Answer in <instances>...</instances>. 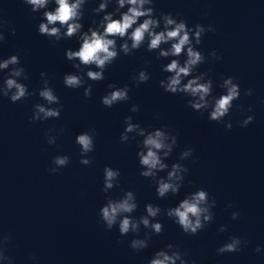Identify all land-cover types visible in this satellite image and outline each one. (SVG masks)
Instances as JSON below:
<instances>
[{"label": "clouds", "instance_id": "9594fccd", "mask_svg": "<svg viewBox=\"0 0 264 264\" xmlns=\"http://www.w3.org/2000/svg\"><path fill=\"white\" fill-rule=\"evenodd\" d=\"M88 0H23V3L30 7L32 13L42 12V19L38 25V33L54 39L56 42L62 39L77 37L80 43L78 50L66 49L65 57L73 63L72 67L76 73H66L63 83L67 88H84L86 98L92 95V86L85 87L86 81L81 73L84 69L89 70L84 73L88 80L97 82L102 81L104 72L120 55H130L138 51L142 46H147V51L156 52L157 59H172L163 65L162 71L168 73L164 79L159 81V85L165 92L170 94H183L189 97L187 105L196 112L208 111V119L221 123L230 114L234 102L240 98L241 90L238 83L234 82L233 77L223 78L220 87L224 93L218 97L212 95L213 81L206 79L207 73L202 72L194 75L195 70L203 63L206 57L199 51L196 45L202 42V38L208 32H215L212 24L205 27L196 24L189 27L185 20L175 18L171 13H161L156 15L154 0H115V10L107 11L108 5L113 0H101L98 7L93 9L97 15L104 13L99 22L93 21L96 27H89L87 31H82L83 24L80 22L84 18V7ZM50 3L56 6L48 10ZM126 9V10H124ZM124 10V11H122ZM8 21L0 18V28L7 25ZM11 35H15V28H11ZM6 40L3 30H0V43ZM118 41H121L118 45ZM167 45V47H162ZM185 59L181 62V56ZM213 58L220 60L215 50L209 53ZM95 66L98 70H91ZM7 70V76L0 83V96L7 97L12 103L25 100L33 95L35 91H29L26 84L21 80L27 79L25 69L20 65L18 55H11L6 59L0 60V71ZM40 77L43 87L38 95L46 104L37 103L34 105L30 122L46 121L48 119H58L61 115L63 106L60 104L59 97L54 89L49 86V78L46 72H41ZM137 84L146 83L150 75L146 70H141L132 77ZM108 87L112 91L101 98V103L111 108L117 103L128 101L129 88L124 86L118 88L113 84ZM245 96L252 95V89L244 92ZM56 105V107H52ZM139 106L133 104L130 111L135 113ZM240 110L243 111L242 106ZM248 111H252L249 106ZM254 121V116L249 115L241 121L242 127H247ZM126 127L121 133L122 143L130 142L136 137H142L138 145L137 157L142 168L140 175L151 178L157 185L156 192L159 198H164L168 194L177 195L183 185L184 177L189 169L181 163L193 156V149L186 148L181 152L180 158L169 165L165 162L177 146V136L171 134V129L166 125L149 131L141 127L138 123H133L131 116L125 118ZM226 130H231L232 123L225 124ZM55 131L49 129L46 132V142L49 145L55 144L57 137L50 133ZM62 131V130H61ZM129 134H134L130 136ZM97 135L95 128H90L76 136V143L80 146L82 165H90L92 159L89 153L95 150L94 138ZM70 163L67 155H57L52 159V166L47 169L49 173H56L61 168ZM167 170L166 177H159L158 173ZM121 173L119 169L106 166L104 168L102 191L108 193L119 184ZM138 204L134 192L127 191L119 199L107 198V202L100 208L99 216L108 230L118 226L120 236H127L129 233L138 234L141 225L149 232H145L144 238L132 239L129 247L134 251H142L148 247V242L152 234H160L163 225L160 222H152L161 213V208L153 204L145 205L146 215L139 219L131 214L137 209ZM216 207V201L211 198L209 193L201 188L188 194L177 206L168 208L166 216L173 219L185 234L196 235L214 218L212 209ZM231 207V205H228ZM239 212L231 214L232 220L238 219ZM227 225L219 227L220 232H226ZM9 237L0 235V261L6 264H13L12 258L6 255ZM248 241L238 236H232L228 242L217 249V254L239 252L242 247H247ZM257 253L262 251L260 246L255 248ZM188 253H181L175 245L168 244L166 248L154 253L147 264H189L185 259ZM35 259V257H33ZM191 264H195L192 261Z\"/></svg>", "mask_w": 264, "mask_h": 264}]
</instances>
